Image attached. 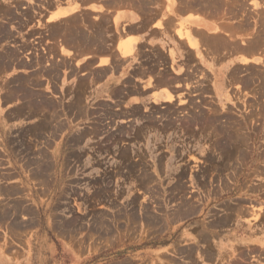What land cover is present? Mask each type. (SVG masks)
I'll return each mask as SVG.
<instances>
[{
    "label": "rangeland",
    "instance_id": "374dc122",
    "mask_svg": "<svg viewBox=\"0 0 264 264\" xmlns=\"http://www.w3.org/2000/svg\"><path fill=\"white\" fill-rule=\"evenodd\" d=\"M251 1L196 12L237 30L242 44L261 37L264 61V0ZM53 3L70 0H8L13 18L0 14V26L13 27L1 51L27 64L0 65V264H264V63L202 67L196 57L176 100L143 110L123 112L100 95L83 101L90 80L67 73L99 79L122 66L113 22L77 4L76 19L48 24ZM83 29L85 48H111L115 65L74 68L82 55L63 57L64 39ZM161 73L167 83L183 78ZM108 92L119 105L126 96ZM136 92L145 93L130 86Z\"/></svg>",
    "mask_w": 264,
    "mask_h": 264
},
{
    "label": "crops",
    "instance_id": "0c3cea01",
    "mask_svg": "<svg viewBox=\"0 0 264 264\" xmlns=\"http://www.w3.org/2000/svg\"><path fill=\"white\" fill-rule=\"evenodd\" d=\"M110 1L81 0V4H80V1L78 0H70V3H68L69 6L65 5L59 7L60 9L72 8L74 5L76 6L78 4L80 5L81 8L80 11L76 8L74 10L69 11L68 13L75 15V13L76 14L78 13L77 11L84 12L89 14L90 18H94V19H97L100 16H110V22H113L114 24L115 31L112 25V32L114 34L116 32L115 37L117 40L114 41L115 37L113 40L111 38V43L115 45L114 48L115 51L117 52L118 59L122 61V63L120 64L122 66L119 67L118 70L112 74L108 71L106 75H103L99 79H96V77H93L91 74H88L89 73L88 71L84 74H81L79 72V74L73 73L69 75V72L67 73V75L69 76L67 79H69L72 76H75V78L76 77L79 78L83 76V77H87V79L90 80L88 81L89 87L83 95V101H86L91 97L100 95L103 98H105L106 101H109L111 103H117L116 106L118 107V110H122L123 112L127 111V109H130L131 106L140 107L141 110H143L144 107L151 105V103L171 102L173 100H176L177 88L180 86H186V84L188 83V80L184 79L185 72L187 69L186 65H190V64L198 65L199 63L196 61L191 62L193 59L196 60V57L197 59L201 58V62H203L202 67H205V65H214V67H219L220 65H222L221 61L217 60L216 58L217 55L214 56L212 53L205 54V51H203L204 48L203 46L206 43L202 42V40L205 41L202 36L206 35L207 33L201 31L198 26L200 25V23H202L205 24L211 30V24L210 22L204 21L203 17H201L195 11L197 9H193L194 11L187 9L186 10L180 9L178 11L176 10L177 11L176 13V11H174L176 8L175 4L170 3L169 0H134L133 1L134 3L128 0H124V1L118 0L114 2L113 0ZM7 2L8 0H0V5H3L2 6L3 8H7V9L11 8L8 7L7 5H4ZM112 2L114 5L111 6L110 4ZM247 2H249L248 4H251L252 1L247 0ZM57 9L58 6L54 3L52 9L48 11L46 16H43V22L48 21L47 22L48 24L51 23L56 24L53 22L58 21L62 17L59 16L56 19H49V16L51 12H57L58 11ZM172 11H174L175 14H172ZM149 14L152 16H149ZM5 15L7 16V14ZM164 19L165 20L170 19V21H172L171 19H173L174 22L173 21L166 22L164 21ZM3 22H7V20L4 18L2 19L0 17V24ZM164 22L165 25L163 24ZM184 23L187 26H189L190 29L192 26L195 27L196 30L194 31V33H192V30L187 29L186 27V30L185 29L183 30L184 35L181 37L184 40L181 41L182 39L178 34V30L180 29L181 24ZM5 26H7L10 31H8L5 28ZM12 29L13 27L12 25H10V22L6 23L4 26L3 25L0 26V37L11 38L12 36L11 32L13 31ZM188 30L191 32L192 39L196 40V42L199 41L197 45L194 46L189 45L186 39L187 37L185 35V31L188 32ZM195 32L196 34L201 33L203 35L199 37V35H196ZM211 33H213V31H211ZM75 34L72 36L69 35L67 41H69L70 46L69 45L68 46L70 47L69 49L71 51L69 50L68 51L69 53L63 54V57L65 59L71 58L72 51H73L72 55H80L82 53L81 52L82 49L78 48L75 43L76 40L78 41L79 45H81L80 47L82 48L86 47L85 45H87L88 39L85 38H89L88 32L85 31L84 34L81 36L80 35L77 36ZM196 37L200 39H197ZM72 38L73 39L76 38V39L73 40ZM69 39H71V41ZM79 40H81V42L84 41V43H81ZM73 45L76 47L75 49L71 47ZM3 47L7 48V45L6 44L0 45V65H16V64L27 65L25 61H20L18 58H17L18 62L17 61L14 62L13 60L14 50L4 49V51L2 52L1 50ZM189 48H190V52H189ZM84 50L86 51V53H82L81 54L82 57L77 58L74 61L70 62V64H72L74 68L76 66H83L86 64L87 61L90 60H94V63L91 64L92 66L90 67V70L99 69V68L104 69L107 68V66L115 65L113 57L108 56V54H111L112 51L109 52L110 49L108 47L106 48V46L100 49L84 48ZM84 50L82 51L85 52ZM92 51L93 52L95 51V53H93ZM187 52H189L188 55H190L189 57L190 59L184 56L185 54H187ZM219 53H221L222 55L223 51ZM61 54L62 52H60V55ZM205 56L208 57L209 62H205V60H203ZM230 63L234 65V64H240L242 62L237 58H235L233 62ZM148 65H155L153 72H151L150 69L149 72L145 69ZM200 66L198 65V68ZM163 70H166V72H168V77L170 76L171 79H173L174 77H178V78L183 77V78L176 81L175 79H173L172 82L167 83L166 80L161 78L162 75L161 71ZM130 86H133L134 88L136 86V88H139L141 91H145V93L143 92L141 95H139L136 92V94L129 95L128 90ZM117 87H119L120 90L123 91V95H126L124 96L123 98L124 100H122V103L120 105H119L120 100L115 96L109 94L108 92V89L117 88ZM167 91L172 92L173 98H171L170 100H168L167 98ZM62 96H63L62 94H59L60 98H62ZM68 96L69 94H64V99L68 100ZM154 97H158L159 99L155 100ZM27 211L29 210H25L23 213L26 214L27 219L25 221L29 224L35 217L33 216L32 211L30 212ZM252 245L255 246V244L253 243ZM179 261H182L181 258H179ZM136 264H140V263H136Z\"/></svg>",
    "mask_w": 264,
    "mask_h": 264
},
{
    "label": "bare ground",
    "instance_id": "6f19581e",
    "mask_svg": "<svg viewBox=\"0 0 264 264\" xmlns=\"http://www.w3.org/2000/svg\"><path fill=\"white\" fill-rule=\"evenodd\" d=\"M107 1V0H106ZM108 1H110V0H108ZM114 1H118V0H113V2ZM124 1V0H123ZM122 1V2H123ZM129 1V0H128ZM217 0H176V1H174V0H169V2L170 3H172V4H175V10L174 11H178V10H191V11H194L193 9H203V10H205V11H209V10H213V12H215V10L217 9V8H220L219 7V4H221V3H217L216 2ZM258 1V0H257ZM103 2V1H102ZM111 2V1H110ZM113 2L110 4L111 6L112 5H114L113 4ZM142 2V1H141ZM153 2V1H152ZM52 3V2H51ZM108 3V2H107ZM116 3V2H115ZM134 3V2H133ZM136 3V2H135ZM139 4V3H138ZM237 4V3H236ZM18 5V3L15 5V6H17ZM53 5H54V3H53ZM225 5V4H224ZM230 5H233V4H230ZM255 5V4H254ZM258 5V4H257ZM69 6V5H68ZM78 7V5H76V6H73L72 8H64V9H60L59 7H58V11L57 12H51L50 13V16L49 17H52L53 19L54 18H57V17H62V18H64V17H66V18H71V17H75L76 15H71V14H68V12L69 11H71V10H74V9H76ZM115 7V6H114ZM114 7H112V8H114ZM227 7H229V6H227ZM226 7V8H227ZM13 8V7H12ZM12 8H3L2 6L0 7V14H2V13H4V14H8V15H10L12 18H13V11H12ZM144 8V7H143ZM149 8V7H148ZM173 8V7H172ZM140 9V8H139ZM231 11H233L232 10V8H229ZM222 10H225V8L224 9H222ZM174 11H172V14H175V12ZM177 11H176V13H177ZM196 11V10H195ZM211 11H210V13H211ZM217 11V10H216ZM229 11V10H228ZM2 12V13H1ZM147 12V11H146ZM180 12V11H179ZM184 12V11H183ZM182 12V13H183ZM225 12L227 13V9L225 10ZM171 13V12H170ZM181 13V12H180ZM188 13V12H187ZM207 13V12H206ZM217 13V12H216ZM218 13H219V11H218ZM216 14L217 16L219 15V14ZM76 14V13H75ZM78 14V13H77ZM156 14V13H155ZM222 15L223 14H225V13H221ZM220 14V15H221ZM69 15H71V16H69ZM221 15V16H222ZM149 16H152V15H150L149 14ZM173 16V15H172ZM171 16V17H172ZM76 17H78V16H76ZM76 17H75V19H76ZM102 17V16H101ZM16 18H18V17H16ZM15 18V19H16ZM65 18V19H66ZM173 18V17H172ZM236 18V17H235ZM246 19V18H245ZM89 20V19H88ZM100 20H101V18H100ZM172 21H173V19H171ZM214 21H215V19H213ZM79 21V20H78ZM102 21V20H101ZM164 21H170V19L169 20H165L164 19ZM172 21H170V22H172ZM211 21H212V19H211ZM213 21V22H214ZM246 21V20H245ZM60 22V21H59ZM77 22V21H76ZM159 22H161V21H159ZM170 22H168V23H170ZM174 22V21H173ZM182 22V21H181ZM216 22V21H215ZM223 22V21H222ZM178 23V22H177ZM218 23H220L221 24V22H218ZM225 23V22H224ZM224 23H223V26H224ZM227 23V25L229 24V22H226ZM225 23V24H226ZM157 24H158V22H157ZM160 24V23H159ZM162 24V23H161ZM164 25H165V22L163 23ZM162 24V25H163ZM188 24V23H187ZM212 25H211V30L213 31V33H207L206 35H204V36H202L203 34H196V32H195V34L196 35H199V37L200 36H202L203 38H204V40L205 41H203L202 40V42L204 43H206L204 46H205V48H203V51L205 50L206 51V53L205 54H213L214 56H216L217 55V60H220L221 61V63H222V65H230L231 63L230 62H233V60L235 59V58H237L238 60H240L242 63H240V64H246V65H250V64H255V65H263V63H264V61L263 60H261L260 61V57L259 56H257L258 55V50L260 49L259 47L261 46L262 47V45H260L262 42H261V37L258 39L257 37V39L255 38V39H253V40H250V41H248V42H246V43H244V44H242V42L240 43L239 41V43L236 41L237 39H236V37L235 36H233V34H231V31H232V33L234 32V30H232L233 28H231V31L229 30V29H227L228 27L227 26H224L223 28L221 27V26H219L217 23H211ZM68 25V24H67ZM113 25V24H112ZM168 25V24H167ZM176 25V24H175ZM178 25V24H177ZM189 25V24H188ZM72 26V25H71ZM179 26V25H178ZM177 26V27H178ZM68 27V26H67ZM181 27L183 28V30L185 29L186 30V27H187V29H190L189 28V26H187L185 23L184 24H181ZM234 27H235V25H234ZM90 28V27H89ZM81 29V28H80ZM104 29V28H103ZM106 29V28H105ZM84 30V29H83ZM190 30H192V29H190ZM196 30V29H195ZM199 30V29H198ZM2 31V30H1ZM8 31H10V30H8ZM57 31V30H56ZM62 31V30H61ZM71 31H73V30H71ZM74 31H75V29H74ZM80 31V30H79ZM85 31V30H84ZM83 31V32H84ZM104 31V30H103ZM237 30H235V32H236ZM262 31V30H261ZM7 32V31H6ZM58 32H60V31H58ZM68 33L70 32V31H67ZM76 32H77V30H76ZM76 32H74V33H72V35L73 34H75ZM201 32V31H200ZM234 32V33H235ZM64 33H66V32H64ZM63 33V34H64ZM70 33V34H71ZM80 33V32H79ZM97 33V32H96ZM192 33H194L193 31H192ZM203 33V32H202ZM237 33V32H236ZM258 33V32H257ZM263 33V32H262ZM178 34H179V32H178ZM194 34V35H195ZM244 34V33H243ZM71 35V36H72ZM76 35V34H75ZM184 35V32L182 31V32H180V34H179V36H180V38L182 37ZM185 35H186V39H187V41H188V43H189V45H192L193 44V46L194 45H196V44H198V42L197 43H195V41L192 39V37H191V32L188 30V32H186L185 31ZM257 35H259V34H257ZM77 36H79V35H77ZM81 36V35H80ZM99 36V35H98ZM256 36V35H255ZM262 36V35H261ZM178 37V36H177ZM202 37H201V39H202ZM63 38H65V37H63ZM67 38V37H66ZM69 38V37H68ZM251 38V37H250ZM263 38V37H262ZM73 39V38H72ZM76 39V38H75ZM75 39H73V40H75ZM84 39V38H83ZM85 39H88V38H85ZM182 40L181 41H183L184 39L183 38H181ZM185 39V40H186ZM199 39V38H198ZM249 39V38H248ZM252 39V38H251ZM64 40H66L67 41V39H64ZM70 41H71V39H69ZM117 39H116V37H115V40L114 41H116ZM55 41V40H54ZM62 41V40H61ZM80 42H81V40H79ZM87 41V40H86ZM187 41H186V43H187ZM244 41V40H243ZM69 42V41H68ZM74 42V41H73ZM58 43V42H57ZM63 43V42H62ZM81 43H84V41L83 42H81ZM80 43V44H81ZM114 43V42H113ZM203 43H202V45H203ZM75 44V43H74ZM79 44V43H78ZM59 45V44H58ZM64 45V44H63ZM76 45H77V43H76ZM184 45V44H183ZM53 46V45H52ZM78 46H81V45H78ZM86 46V45H85ZM115 46V45H114ZM203 46V47H204ZM57 47H59V46H57ZM69 47V46H68ZM73 47V46H72ZM117 47H119V46H117ZM202 47V46H201ZM76 48V47H75ZM85 48V47H84ZM107 48V47H106ZM52 49V48H51ZM54 49V48H53ZM98 49H100V48H98ZM111 49V48H110ZM207 49V50H206ZM55 50H57L56 48H55ZM77 50V49H76ZM82 50H84V49H82ZM81 50V52L82 53H86V51L85 52H83ZM107 50V49H106ZM262 50V49H261ZM52 51V50H51ZM75 51V50H74ZM80 51V50H79ZM78 51V52H79ZM110 51H112V50H109V52ZM192 51V50H191ZM223 51V53H222V55H221V53H219V52H222ZM263 52H264V50H262ZM77 52V51H76ZM80 52V53H81ZM93 52V51H92ZM98 52V51H97ZM189 52H190V48H189ZM188 52V53H189ZM201 52H202V49H201ZM214 52V53H213ZM81 53V54H82ZM93 53H95V51L93 52ZM114 53H115V51H114ZM111 54H113V51H112V53ZM110 54V55H111ZM97 55V54H96ZM260 55V54H259ZM94 56V55H93ZM191 56H192V54H191ZM113 57V56H112ZM189 57H190V55H189ZM188 57V58H189ZM251 57V58H250ZM250 58V59H249ZM263 58V57H262ZM17 59V58H16ZM42 59H44V58H42ZM111 59V58H110ZM114 59V58H113ZM112 59V60H113ZM190 59V58H189ZM188 59V60H189ZM116 60V59H115ZM192 60V59H191ZM194 60V59H193ZM8 61H9V59H8ZM18 62V61H17ZM257 62V63H256ZM13 63V62H12ZM191 63V62H190ZM4 64V63H3ZM6 64V63H5ZM189 64V63H188ZM191 65V64H190ZM232 65V64H231ZM234 65H236V64H234ZM1 68V67H0ZM231 73V72H230ZM254 75V74H253ZM250 76V75H249ZM230 77V76H229ZM250 80V79H249ZM255 81V80H254ZM20 83V82H19ZM9 92V91H8ZM234 213V212H233ZM238 213V212H237ZM240 214V213H239ZM238 215V214H237ZM225 221V220H224ZM224 221H221V222H224ZM263 253V252H262ZM261 259V258H260Z\"/></svg>",
    "mask_w": 264,
    "mask_h": 264
}]
</instances>
